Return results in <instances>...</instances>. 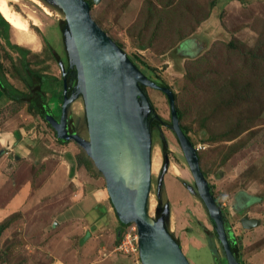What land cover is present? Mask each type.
Returning <instances> with one entry per match:
<instances>
[{
    "label": "rangeland",
    "instance_id": "1",
    "mask_svg": "<svg viewBox=\"0 0 264 264\" xmlns=\"http://www.w3.org/2000/svg\"><path fill=\"white\" fill-rule=\"evenodd\" d=\"M39 1L50 15L30 0H9L11 9L38 23L29 22L33 45L19 44L11 26L9 42L29 50L32 70L60 80L59 63L48 48L64 58V17ZM97 1L91 7L97 25L136 65L153 68L174 94L179 123L237 237L242 264H264V0ZM6 46L0 39L4 76L22 88ZM146 91L164 122L152 135L149 201L157 206L162 136L169 167L160 195L170 206L169 231L190 264H215L199 224L209 231L213 227L199 198L181 184L192 186L193 178L168 128V101L158 90ZM61 103L49 104L57 117ZM69 115L86 138L81 98L71 104ZM18 130L16 140L25 143L0 145V264H140L137 254L116 250L118 237L134 225L121 231L104 179L84 151L73 141L59 144L54 130L25 104L7 105L0 111V134ZM240 193L251 202L241 203ZM244 216L257 225L244 228Z\"/></svg>",
    "mask_w": 264,
    "mask_h": 264
},
{
    "label": "water",
    "instance_id": "2",
    "mask_svg": "<svg viewBox=\"0 0 264 264\" xmlns=\"http://www.w3.org/2000/svg\"><path fill=\"white\" fill-rule=\"evenodd\" d=\"M63 15L62 44L69 69V80L62 63V103L58 119L45 118L56 136L76 143L92 161L105 182V188L119 223L134 225L140 264H190L172 232L170 206L161 203L163 178L169 167L164 157L157 181L156 217L149 214L152 174V122L157 116L146 89L160 91L167 99L174 134L193 178L187 191L199 198L221 245L227 264H240L233 255L225 229V215L211 193L199 164L196 148L182 132L175 98L167 87L158 86L145 76L126 52L93 20L86 0H41ZM98 1L93 0L96 4ZM73 81H75L74 85ZM81 98L86 138L68 126L69 108ZM160 206V208H159ZM240 223L252 228L256 221L244 216ZM120 231V230H119Z\"/></svg>",
    "mask_w": 264,
    "mask_h": 264
},
{
    "label": "trees",
    "instance_id": "3",
    "mask_svg": "<svg viewBox=\"0 0 264 264\" xmlns=\"http://www.w3.org/2000/svg\"><path fill=\"white\" fill-rule=\"evenodd\" d=\"M86 1L89 3L90 9H91L92 5L94 4L93 0H86ZM60 25H61L60 28H62L64 25V21H62L60 23ZM9 30H10V25L0 15V39L3 40L4 43L7 45L6 48L8 50L7 51L8 53L6 55H7L9 62H10V67L12 68L14 74L16 75L17 79L21 83L22 88H18V87H15V86L10 84L9 80H7V78L4 76L3 67H2V64L0 63V110L3 109V107L9 101L12 102V105L13 104H15V105L16 104L17 105L18 104H25L27 110L30 113L38 116L44 123H46L49 126V128H51V126L48 123V121L46 120L45 116L49 115L54 119L59 118L53 114V112L51 111V109L49 107V104L51 101H54V100H60V99L62 100V90H63L62 79L59 80V79H57L51 75L32 70L30 68L28 61L26 60L27 55L29 54V50L24 49V48H22L16 44H12L11 42H9V34H8ZM46 45L49 46L47 41H46ZM48 49L50 50L51 56L54 59V61H56L58 63H64L65 62V64H66V62H67L66 55L64 56L63 59H61L59 57V55L57 54V52L52 47H49ZM9 51H14V53L16 54L17 57L12 56L14 54L12 52H9ZM130 60L136 65V62L132 58H130ZM136 66L139 68V70L145 76H147V78H149L150 80H153L158 86L168 88V86L166 84H164L163 82H161L160 79H158L154 76V74L152 73L153 68H150V67L146 66L145 64H143L144 68L143 67L140 68L138 65H136ZM57 90L59 91L58 92L59 95L57 94ZM47 93H49L51 95L50 98H48ZM174 98H175V96H174ZM51 99H53V100H51ZM176 110H177L178 119L180 121V119H181L180 111H178L177 108H176ZM68 126L70 129L75 128L74 121L72 120L71 115H69ZM156 126H157V123L152 122V124H151L152 133L154 131L153 128ZM180 127H181L182 132L188 137L186 128L182 127L181 125H180ZM55 138L59 144L66 145L70 142V141H63V140L59 139L56 136V133H55ZM160 149L162 151L163 156L168 155V148L164 142V138L161 140ZM204 176L206 178L205 174H204ZM209 186L211 188V193L213 194L212 186L210 184H209ZM217 203L220 206V203L218 201H217ZM206 214H207V212H206ZM207 218L209 220V223L213 227V223L209 219L208 214H207ZM118 224H119L121 231H122V228L129 226V225H123V224L119 223V221H118ZM199 225H200V228L203 231V233H205L208 237V243H209L208 246H209V248L212 249L215 264H227L225 256H224L222 248H221V245L219 244V242L217 240V237H216L214 230L209 231L201 223ZM224 226H225V229L227 230V237H228V241L230 243L231 251H232L233 255L235 256V258L240 262V264H242V261L240 259V253H239L238 248H237V237L230 230V226H229L226 219H225ZM121 238H122V236H119L118 241L121 240ZM176 241L178 242V240H176ZM215 245H217L218 247H216ZM218 248L220 250V253L217 250Z\"/></svg>",
    "mask_w": 264,
    "mask_h": 264
},
{
    "label": "bare ground",
    "instance_id": "4",
    "mask_svg": "<svg viewBox=\"0 0 264 264\" xmlns=\"http://www.w3.org/2000/svg\"><path fill=\"white\" fill-rule=\"evenodd\" d=\"M38 4L45 14L50 15V9L48 10L44 5L40 3L39 0H30ZM9 0H0V14L8 22V24L17 32V41L19 44H29L33 45L35 43L34 36L29 29V22L32 21L34 25H37V21L33 20L30 16H23L19 12L11 9L9 5ZM41 9V10H42ZM152 170V167H151ZM172 170V169H171ZM176 172L175 174H177ZM154 202L149 201V214L153 216L154 213Z\"/></svg>",
    "mask_w": 264,
    "mask_h": 264
},
{
    "label": "built area",
    "instance_id": "5",
    "mask_svg": "<svg viewBox=\"0 0 264 264\" xmlns=\"http://www.w3.org/2000/svg\"><path fill=\"white\" fill-rule=\"evenodd\" d=\"M136 240L137 236L135 226H131L130 228H127V231L122 235L120 243L116 246V250L127 255L131 253L138 255Z\"/></svg>",
    "mask_w": 264,
    "mask_h": 264
},
{
    "label": "crops",
    "instance_id": "6",
    "mask_svg": "<svg viewBox=\"0 0 264 264\" xmlns=\"http://www.w3.org/2000/svg\"><path fill=\"white\" fill-rule=\"evenodd\" d=\"M188 47H190V46H187V48ZM186 48V49H187ZM10 104H12V102L11 101H9V102H7V104L4 106V107H7V105H10ZM3 107V108H4ZM1 111V110H0ZM20 135V131L18 130V132L16 131V132H11L10 134H8L7 132H1V134H0V145H2V146H7V147H5V148H13V147H8L9 146V144H10V146L12 145V144H14V143H17L18 144V142H23V143H25L24 142V139H22L21 141H17L16 140V137H18ZM18 147V146H17ZM248 197L249 196H246L245 194H243V193H240L238 196H237V198L239 199V201L241 202V203H250L251 201L250 200H248ZM250 198V197H249ZM251 199V198H250ZM252 200V199H251Z\"/></svg>",
    "mask_w": 264,
    "mask_h": 264
},
{
    "label": "flooded vegetation",
    "instance_id": "7",
    "mask_svg": "<svg viewBox=\"0 0 264 264\" xmlns=\"http://www.w3.org/2000/svg\"><path fill=\"white\" fill-rule=\"evenodd\" d=\"M63 64V67H64V71L67 73V76H66V78L69 80V78L71 77V74L72 73H74V70H72V69H69V67H68V63L66 62V64H65V62L64 63H62ZM74 83H75V81H73V84L72 85H74ZM76 128V127H75ZM154 129V131H153V133L152 134H155V132L159 129V127H154L153 128ZM173 134V133H172ZM160 135H162V134H160ZM174 135V134H173ZM175 137V136H174ZM163 138H162V136H161V140H162ZM164 142H165V144H166V141H165V139H164ZM167 146V145H166ZM164 157L165 156H163V160H164ZM167 157H168V155H167ZM199 157V156H198ZM185 183H187V182H184V181H182V186L186 189V187H185ZM188 184V183H187ZM187 190V189H186ZM156 193H157V191H156ZM161 193V192H160ZM161 203L163 204V200H162V198H161ZM159 208H160V206H159Z\"/></svg>",
    "mask_w": 264,
    "mask_h": 264
},
{
    "label": "clouds",
    "instance_id": "8",
    "mask_svg": "<svg viewBox=\"0 0 264 264\" xmlns=\"http://www.w3.org/2000/svg\"><path fill=\"white\" fill-rule=\"evenodd\" d=\"M221 207V206H220Z\"/></svg>",
    "mask_w": 264,
    "mask_h": 264
}]
</instances>
